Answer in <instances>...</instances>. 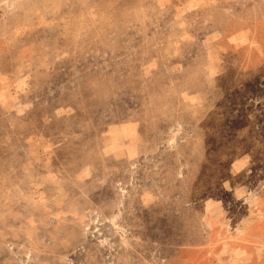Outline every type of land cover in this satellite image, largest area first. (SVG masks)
Returning <instances> with one entry per match:
<instances>
[{
    "label": "rangeland",
    "instance_id": "1",
    "mask_svg": "<svg viewBox=\"0 0 264 264\" xmlns=\"http://www.w3.org/2000/svg\"><path fill=\"white\" fill-rule=\"evenodd\" d=\"M0 264H264V0H0Z\"/></svg>",
    "mask_w": 264,
    "mask_h": 264
}]
</instances>
